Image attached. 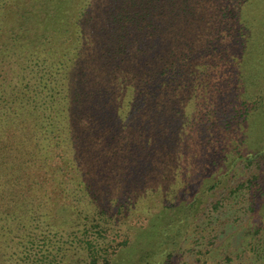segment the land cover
I'll return each mask as SVG.
<instances>
[{"label":"trees","instance_id":"obj_1","mask_svg":"<svg viewBox=\"0 0 264 264\" xmlns=\"http://www.w3.org/2000/svg\"><path fill=\"white\" fill-rule=\"evenodd\" d=\"M263 39L264 0H0V264H264Z\"/></svg>","mask_w":264,"mask_h":264},{"label":"rangeland","instance_id":"obj_2","mask_svg":"<svg viewBox=\"0 0 264 264\" xmlns=\"http://www.w3.org/2000/svg\"><path fill=\"white\" fill-rule=\"evenodd\" d=\"M264 40V39H263ZM256 54H258L257 52H255V54L254 55H256ZM238 55H239V53H238ZM253 55V56H254ZM255 61V60H254ZM249 68L251 67L252 68V70L251 69H249L250 71H252V74H253V76H254V78H256V77H258V75L259 76H261L262 75V71L264 72V62L262 61V63L260 62V65H259V63H258V61H256L255 63L253 62L252 64H251V58H250V61H249ZM261 118L260 119H258V118H256L254 121H253V123H252V126L250 127V129L251 130H253L254 132H256L257 133V128H258V126L261 124V126H263L262 128H263V130L261 131V136H264V106H263V108L261 109ZM263 120V121H262ZM260 128V127H259ZM260 132V131H259ZM230 149H231V147H229L228 148V151H227V149H225V151L223 152V151H221V149H219L218 150V152L216 153V160H217V163H211L210 164V166H209V172L211 171V174L213 175V174H215V173H217V171H218V169L219 168H223V166L225 165L224 164V162H225V158H224V156H230L229 155V151H230ZM220 169V170H221ZM196 186H197V183L195 184V187L194 186H191L192 188H193V190L196 188ZM189 188H190V186L189 185H187V190L189 191ZM235 194V193H234ZM235 196V195H234ZM144 205V204H143ZM145 210H146V208H145ZM145 212L147 213V211H142V212H138V213H136V215L138 216V217H134V224H136L137 226H135V225H132L133 227H136V228H138L137 230H140V228H143V227H146L147 226V224H148V221H146V214H145ZM230 214H226L225 216H229ZM222 218H225V217H222ZM148 220H149V218H148ZM139 221V222H138ZM237 225V229H239V235H238V237H236V240H235V242H236V244H238V243H240V241L244 238V236H246L245 234H246V230H245V227H244V223H237L236 224ZM141 226V227H140ZM135 231V230H133V231H135V234L138 232V231ZM142 231V230H141ZM141 231L139 232V234L141 233ZM122 233V232H121ZM147 235V233H145V232H142V239L144 240V242L146 243V240L148 239V237L146 236ZM122 237H120L118 240H122V238H123V240L125 239L124 237H125V233H122V235H121ZM130 238V239H133V237H132V235L129 233L128 235H127V238ZM140 237V236H139ZM121 248H123L122 246L119 248V249H121ZM123 254H124V256H122L123 257V259L121 260V264H127V261H130V260H132L134 257L133 256H130V254H129V252H123ZM136 254H137V252H135V254H134V256H136ZM185 254H188V253H185ZM183 257H180V259H182ZM176 260H178V259H176ZM182 260H185L184 258L182 259ZM77 264V263H76ZM79 264H81V263H79Z\"/></svg>","mask_w":264,"mask_h":264}]
</instances>
